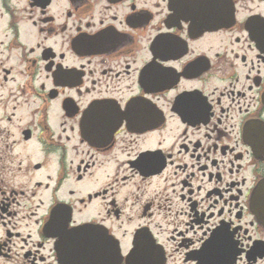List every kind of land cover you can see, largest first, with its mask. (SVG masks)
<instances>
[{"label":"flooded vegetation","instance_id":"af4514ba","mask_svg":"<svg viewBox=\"0 0 264 264\" xmlns=\"http://www.w3.org/2000/svg\"><path fill=\"white\" fill-rule=\"evenodd\" d=\"M263 179L264 0H0V264H264Z\"/></svg>","mask_w":264,"mask_h":264},{"label":"water","instance_id":"95a60500","mask_svg":"<svg viewBox=\"0 0 264 264\" xmlns=\"http://www.w3.org/2000/svg\"><path fill=\"white\" fill-rule=\"evenodd\" d=\"M251 203L255 206L256 211L259 212L260 218L264 222V179L255 193H253ZM127 262L128 264H139L137 262H133L132 259H127Z\"/></svg>","mask_w":264,"mask_h":264},{"label":"rangeland","instance_id":"374dc122","mask_svg":"<svg viewBox=\"0 0 264 264\" xmlns=\"http://www.w3.org/2000/svg\"><path fill=\"white\" fill-rule=\"evenodd\" d=\"M174 171H175V167L170 169L169 172L166 173V176L169 177L168 182H167V180H164L165 176L161 178L162 189H163L164 185H166L167 183L170 184V182L172 181V178L174 176V174H173ZM168 174H170L171 176H168ZM162 195L164 196V193ZM170 196H172V195L170 194ZM176 199H178V198H176ZM174 245H175L174 242L169 241V248L170 249H172L174 247Z\"/></svg>","mask_w":264,"mask_h":264}]
</instances>
